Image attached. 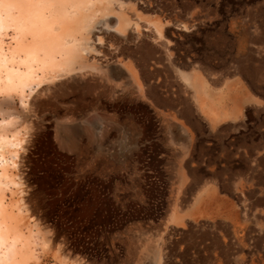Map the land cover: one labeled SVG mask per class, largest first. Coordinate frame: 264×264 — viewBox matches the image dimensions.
Wrapping results in <instances>:
<instances>
[{"label": "rangeland", "instance_id": "1", "mask_svg": "<svg viewBox=\"0 0 264 264\" xmlns=\"http://www.w3.org/2000/svg\"><path fill=\"white\" fill-rule=\"evenodd\" d=\"M140 1L143 95L94 60L0 80V264H264V0Z\"/></svg>", "mask_w": 264, "mask_h": 264}, {"label": "bare ground", "instance_id": "2", "mask_svg": "<svg viewBox=\"0 0 264 264\" xmlns=\"http://www.w3.org/2000/svg\"><path fill=\"white\" fill-rule=\"evenodd\" d=\"M138 2L135 0H0L1 24L3 27L14 25L18 33L10 55L7 53L0 55L2 71L0 80L3 89L10 92L11 88L17 85L25 86L29 80L36 77L39 66L67 74L78 67H89V61L94 60L98 65L92 63V66L103 72V78L107 79L111 74L127 78L126 84L132 86V83H136L143 95L145 93L143 81L135 67V62H126L125 57L136 53L135 46L145 47L141 60L145 65L152 61L154 68H151L147 76L155 78L159 70L157 57L159 46L145 43V38L151 37L156 42L159 39L154 34L145 33L139 23L132 24L130 10H137ZM148 30L159 32L160 35L162 31L161 26L157 24L155 30L151 27ZM18 58L24 60L25 69L17 67ZM81 74L82 78H85L88 72ZM196 80L200 87V107L206 112L208 102L202 95L206 93L205 79L203 75H198ZM122 86L124 91L111 88L110 92L114 95L119 93L121 99H126L129 94L125 91L124 84ZM213 113L217 114L215 120L230 115L228 111L223 117L217 111H212ZM3 170L8 174L6 166ZM181 176L185 177L184 174ZM1 236L3 235L0 234ZM152 257L154 261L152 264H160L159 243L154 245Z\"/></svg>", "mask_w": 264, "mask_h": 264}, {"label": "crops", "instance_id": "3", "mask_svg": "<svg viewBox=\"0 0 264 264\" xmlns=\"http://www.w3.org/2000/svg\"><path fill=\"white\" fill-rule=\"evenodd\" d=\"M210 112H211V111H210ZM225 112H227V111H225ZM211 113H212V112H211ZM223 115H224V114H223ZM229 116H230V115H229ZM213 117H214V119H215V118H216V115H214ZM221 117H223V116H221Z\"/></svg>", "mask_w": 264, "mask_h": 264}]
</instances>
